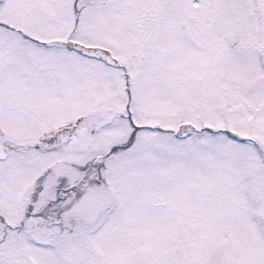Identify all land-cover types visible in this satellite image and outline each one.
Wrapping results in <instances>:
<instances>
[{"label": "snow or ice", "instance_id": "snow-or-ice-1", "mask_svg": "<svg viewBox=\"0 0 264 264\" xmlns=\"http://www.w3.org/2000/svg\"><path fill=\"white\" fill-rule=\"evenodd\" d=\"M0 264H264V0H0Z\"/></svg>", "mask_w": 264, "mask_h": 264}]
</instances>
